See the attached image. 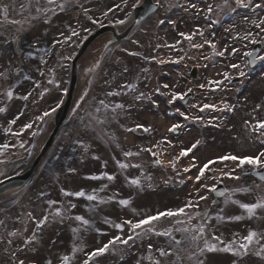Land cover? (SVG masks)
Listing matches in <instances>:
<instances>
[{
	"label": "rangeland",
	"instance_id": "374dc122",
	"mask_svg": "<svg viewBox=\"0 0 264 264\" xmlns=\"http://www.w3.org/2000/svg\"><path fill=\"white\" fill-rule=\"evenodd\" d=\"M175 1L159 3L173 7ZM139 2L0 0V151L6 152L0 158L13 160L0 168V180L25 168L48 132L52 116L43 121L41 116L64 100L70 61L84 37L107 23L124 26ZM261 11L264 13V0H251L248 26L258 23ZM161 15L145 22L126 42L107 49L101 57L107 39L97 40L81 59L67 126L30 186L0 203V264H62L64 256L69 257L68 264H149L152 258L160 257L159 249L169 250V235L158 233L169 232L170 228L178 232L182 242L178 253L183 254V246L190 251L174 264H197L198 259L205 264H264V209H257L249 218L239 206L264 199V183L251 177L254 169L245 165L234 173L239 179L223 181L228 191L218 208L210 206L212 182L193 184L186 179L190 175L192 180L204 164L221 156H254L264 151V130H254L264 121L260 103L264 72L260 79L249 82L245 103L240 96H232L233 115L229 113L231 97H223L224 109L219 111L223 113L216 117L220 125L217 133L210 134L204 127L190 132L182 146L185 150L197 146L181 156L179 168L156 169L152 159L156 149L151 145L166 136L165 129L173 121L162 118L155 96L150 99L153 65L148 58L154 57L155 48L164 42L174 47L176 37L184 31L183 26L178 27L164 39L162 17L168 15ZM233 31L237 33V27ZM15 37L19 39L20 56L13 52ZM254 39L251 35L250 40ZM156 53L166 54L164 50ZM243 58L244 52H238L236 65L242 66ZM84 63H88L85 71ZM167 74L172 71L167 70ZM110 97L108 104L101 103ZM245 120L249 127L244 125ZM127 141L134 146L129 147ZM187 159H192L194 166L182 171ZM121 164L127 167L121 168ZM80 192L84 195H77ZM88 196L95 198L89 200ZM189 202L191 207H187ZM179 208L185 212L170 220L139 229L131 227L153 214ZM228 216L242 219L229 223ZM201 226L202 236L198 232ZM250 231L258 236L244 254L239 246L246 243L244 237ZM193 235L199 236L195 242ZM124 240L127 244L122 243ZM205 241L218 248L232 245L234 252L200 255L199 248ZM105 245L104 252L89 258Z\"/></svg>",
	"mask_w": 264,
	"mask_h": 264
},
{
	"label": "snow or ice",
	"instance_id": "6c2138e0",
	"mask_svg": "<svg viewBox=\"0 0 264 264\" xmlns=\"http://www.w3.org/2000/svg\"><path fill=\"white\" fill-rule=\"evenodd\" d=\"M53 0H49V3H52ZM236 3L238 5H242V6H247L245 3H244V0H236ZM5 13L7 12V9L5 8L4 9ZM15 22V21H14ZM122 23V21H121ZM183 35V33L181 34ZM255 42V41H254ZM247 55L251 56L252 54L251 53H248ZM259 59H262L264 60V57H260ZM252 62V61H250ZM232 67H237L236 65H232ZM8 96L9 98H11L12 96V93L9 92L8 93ZM207 107V105L205 106ZM0 111H3V109H0ZM12 123H15V121H13ZM26 127H30V125H27ZM176 126H174L175 128ZM147 131V129H145ZM254 130H264V121H260L258 122L255 126H254ZM262 135H264V131L261 132ZM198 143V142H197ZM262 143H264V141H262ZM197 145H192V148H189L187 150H184L181 152V156H185L187 155L189 152L192 151V149H194ZM6 147V145L4 146ZM126 155H131V153H126ZM220 161H227V160H231L233 162H238L237 163V167H240V168H243V166L245 165H248L250 166L252 169L254 170H258V169H264V151H261L259 152L258 154L254 155V156H235V155H225V156H221L218 158ZM209 163H214V161H209ZM208 163L204 164L202 168H200L199 170V175L196 176V180L199 181L201 179V177L204 176L205 174V169L208 168ZM121 168H124V167H127V165L125 164H121L120 165ZM186 171L188 169H185ZM226 176H229L230 178H233V179H239L240 177H231V174L230 173H225ZM93 179H95L96 177H92ZM113 177H109V179H112ZM262 179H264V177H261ZM131 183L133 184H138L139 181L137 180H132ZM211 191H216L215 187L211 188L210 189ZM77 195H84L83 192H80V193H77ZM220 195H224V193H220ZM95 197L93 196H88V199L89 200H92L94 199ZM200 199H206V197H203L201 196ZM233 203H239L238 201H232ZM121 203L123 204H127L128 201H121ZM192 206V203L189 202L187 207H191ZM242 209L246 210V212L248 213V216L249 218H251L257 209H264V199H261L260 201L256 202V203H252V204H248V203H240L239 205ZM185 212V209L184 208H179L177 210H167L165 212H160L158 213L157 215L155 216H148L147 218L145 219H142L140 220L139 222L137 223H134V224H131V227L133 229H139L145 225H150L152 221H156V220H159L161 217H173V216H178L180 214H183ZM47 218L45 217V220ZM77 219H82L81 217H77ZM232 219H235V220H240L242 219L241 216H235V217H232ZM84 223H87V221H84ZM117 227H120L119 225ZM149 231H152L151 228L148 229ZM184 231H188V229H184ZM198 232L199 234L202 236L203 233H204V227L201 226L199 229H198ZM159 235H169L170 233L169 232H163V233H158ZM258 236V234L255 232V231H250L248 233L247 236L244 237V240L246 241V243H242L240 244V249L243 250V253L244 254H247V250L249 248V245H251L255 238ZM132 237H129V239H131ZM117 240H119L120 238L117 237L116 238ZM192 241L195 242L196 240L199 239V236L197 235H193L191 237ZM215 239H219V237H215ZM127 240H124L122 241V243H125L127 244ZM111 243V242H110ZM176 244H180L181 241H175ZM108 245H105L104 248H101L99 250H97V252H94L92 254H90V257L91 256H95L97 255L98 253H102L104 252L106 249H107ZM149 247H151V245H149ZM218 251H222V252H234V249L232 247V245H227L223 248H218L215 244H208L207 241H205V246L203 248H199V252H200V255H204L206 252L207 253H215V252H218ZM262 251H264V249H262ZM159 252H160V255L161 256H167L169 255L168 252H166L164 249H159ZM235 254V253H234ZM259 254V253H257ZM68 261H69V257L68 256H64L63 257V262L62 264H68ZM21 264H23V261H21ZM49 264H51V262H49ZM85 264H88L87 261H85ZM157 264H159V262L157 261ZM197 264H205V260H201V259H198L197 261Z\"/></svg>",
	"mask_w": 264,
	"mask_h": 264
},
{
	"label": "water",
	"instance_id": "95a60500",
	"mask_svg": "<svg viewBox=\"0 0 264 264\" xmlns=\"http://www.w3.org/2000/svg\"><path fill=\"white\" fill-rule=\"evenodd\" d=\"M156 9L157 5L154 4L152 0H143L142 4L133 10L132 22L123 30H119L115 27L110 26L103 27L97 30L94 34L89 36L84 41L71 64V77L68 93L66 95V100L63 105L58 108L52 121V128L50 129L44 144L40 148L37 156L34 158L31 166L26 171L0 183V197L23 187L31 180L42 159L44 158L46 152L52 145L59 129L66 124V117L71 108L76 88V82L79 73V61L84 55V53L87 51V49L90 47V45L100 37L109 35L110 38L103 47L104 51L107 47L111 46L112 44L126 40L130 32L143 20L151 16Z\"/></svg>",
	"mask_w": 264,
	"mask_h": 264
},
{
	"label": "flooded vegetation",
	"instance_id": "af4514ba",
	"mask_svg": "<svg viewBox=\"0 0 264 264\" xmlns=\"http://www.w3.org/2000/svg\"><path fill=\"white\" fill-rule=\"evenodd\" d=\"M182 12L184 15H187L191 13V10H189V7H186L185 9H182ZM188 18L189 16L183 19V21L187 22ZM194 18H196V23L199 24L193 40L196 41L197 44L200 43L208 45L211 41H214L217 38V32L221 26H230L233 24V5L228 2L216 4L210 6L207 10L205 9L197 16H194ZM238 19H240V17H238ZM258 25L259 39L257 42L261 43V51L257 57L258 62L255 65V68L247 70V77L249 72L257 71V73L260 74L263 70V60L259 58L264 55V39L261 37V34H263L264 31V24H260V22H258ZM222 40H224V44L227 45L226 50L230 57H233L239 51L244 52L246 57L250 51L251 44L253 43L250 42L249 34L244 31L238 36L234 35L232 32L229 35L226 34L223 36ZM182 41L188 42L187 39ZM241 83H244V77L238 84Z\"/></svg>",
	"mask_w": 264,
	"mask_h": 264
},
{
	"label": "bare ground",
	"instance_id": "6f19581e",
	"mask_svg": "<svg viewBox=\"0 0 264 264\" xmlns=\"http://www.w3.org/2000/svg\"><path fill=\"white\" fill-rule=\"evenodd\" d=\"M87 64L88 63H84V68H86ZM43 140H44V137H42L41 140L39 141V146L41 145V143L43 142Z\"/></svg>",
	"mask_w": 264,
	"mask_h": 264
}]
</instances>
